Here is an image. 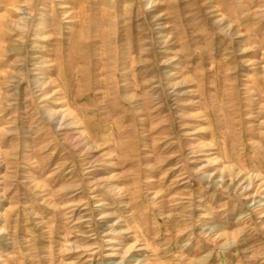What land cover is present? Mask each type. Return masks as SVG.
<instances>
[{
  "label": "rangeland",
  "instance_id": "374dc122",
  "mask_svg": "<svg viewBox=\"0 0 264 264\" xmlns=\"http://www.w3.org/2000/svg\"><path fill=\"white\" fill-rule=\"evenodd\" d=\"M0 264H264V0H0Z\"/></svg>",
  "mask_w": 264,
  "mask_h": 264
}]
</instances>
